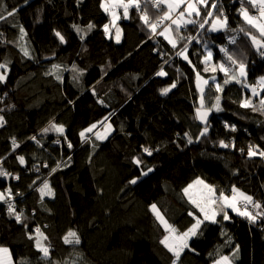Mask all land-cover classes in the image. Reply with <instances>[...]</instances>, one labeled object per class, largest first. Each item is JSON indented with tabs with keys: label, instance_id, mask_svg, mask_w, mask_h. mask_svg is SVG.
<instances>
[{
	"label": "trees",
	"instance_id": "1",
	"mask_svg": "<svg viewBox=\"0 0 264 264\" xmlns=\"http://www.w3.org/2000/svg\"><path fill=\"white\" fill-rule=\"evenodd\" d=\"M102 2L0 0V14L6 17L0 20V63L6 64L0 69L6 75L0 82V116L6 121L0 127V168L10 173L0 176V190L11 188L14 199L9 202L23 214V222L17 223L8 203H0V246L10 249L13 264H172L173 254L160 243L169 233L150 206L156 204L179 233L186 231L195 223L189 212L202 218L183 191L197 178L214 186L217 196L220 191L230 194L235 186L264 205V158L247 154L249 145L264 150V114L240 106L245 98L259 106L264 97V91L251 97L244 85H257L264 76V56L246 33L264 37L240 14L242 0H209L227 17V28L218 31L210 30L214 17L199 27L204 8L195 24L184 23L179 31L158 19L167 11L164 5L161 9L151 3L146 11L129 8L127 18L120 12L119 43L114 32L105 34L104 25L113 18L103 14ZM243 6L254 10L247 0ZM144 12L157 24L155 32L141 20ZM163 26L174 28L177 47L159 34ZM189 37L196 39L189 43ZM185 44L188 60L177 55ZM221 48L245 63L247 78L241 83L224 84L228 77L219 65L230 74L236 65ZM209 51L212 59L205 62ZM161 68L167 75H157ZM197 73L209 80L205 109L215 112L203 136L196 118L201 108ZM174 82L176 87L162 95ZM215 83L221 84V93ZM217 95L220 111L213 107ZM104 121L114 126L108 140L99 142L95 132L81 138L82 131ZM50 122L63 125L64 132H43ZM13 138L19 145L15 149ZM222 140L230 146L221 147ZM134 157L142 160L139 166ZM148 168L153 171L142 176ZM137 177V183H130ZM45 180L54 195L41 200L37 189ZM227 212L229 220L219 215L217 223L205 221L189 244L195 251L185 249L177 264H214L225 255L235 264H264V217L250 222ZM37 227L46 241L36 236ZM69 230L77 232L80 244L63 242ZM29 234L50 248V258H42Z\"/></svg>",
	"mask_w": 264,
	"mask_h": 264
},
{
	"label": "snow or ice",
	"instance_id": "2",
	"mask_svg": "<svg viewBox=\"0 0 264 264\" xmlns=\"http://www.w3.org/2000/svg\"><path fill=\"white\" fill-rule=\"evenodd\" d=\"M109 0H103V2L101 3V7L107 12L109 11V8L106 7V3H108ZM247 3L253 8L256 9L258 11V16L257 15H252L249 13L248 8L243 6V0L241 3V8H240V14L242 15V17L244 18V20L246 21V23L248 25H250L252 28H255L259 31V34L261 37H264V0H247ZM160 5H166L167 6V11H165L163 13V15L161 17H159L158 19L160 21H164V20H170L171 24L176 25V30L179 31L180 25L181 23H185V24H195L196 21L193 19H185V17H192L193 15H195L196 17H200L202 15L201 12V7H203L204 9H206V14L204 15V22L199 24L200 28H204V25L206 23L209 22V18H213L212 19V28L210 29L211 31H216L219 29H223V28H227L228 26V21H227V17L224 16L223 10L220 8V6L215 3L212 2L210 7H209V0H154V6L159 8ZM113 6H119L123 8V14L124 17L127 18L128 17V10L131 7H135L136 9H140L141 4H140V0H113ZM182 9V10H181ZM176 12L178 13L177 18L173 19L172 13ZM218 12V15H215V13ZM15 14V10L13 11H9L7 13L8 16H12ZM115 13L113 12V26L115 27ZM141 20L147 24L151 30L153 32L156 31L157 28V24L156 23H150L149 21V17L147 15L146 12L142 13L141 15ZM6 19V17L2 14H0V20H4ZM76 28L77 32L82 31L80 28H78L77 26H73ZM88 29L91 30L94 26L92 24H89ZM170 27V26H169ZM104 31L105 34H109V25L105 24L104 25ZM169 31V28H165L164 32L159 33L160 35H165L166 32ZM241 31H244V29L242 28ZM20 33H21V39H23V36L26 34L24 28L21 26L20 27ZM57 37H59V39L61 40V42H64V37L61 35L60 32H56L55 33ZM120 29L116 28V42L119 43L120 42ZM247 35L250 36L253 45L256 46L257 51H260L261 56H264V51H262V49H264V39H257V37L255 35H252L250 32L246 33ZM84 37L81 36V39H83ZM166 39L169 40V43L172 44L173 48L177 47V42L175 40H173L172 38L166 36ZM181 39H183V37H181ZM196 39L195 37H189L188 41L189 43L193 40ZM232 43H235V38L232 39L231 41ZM187 48L188 45L185 44L183 49L181 51L177 52L178 56L183 57V59L188 60V56H187ZM21 51H23L25 56L29 55V52L26 48H21ZM222 52H225V54L227 55L228 60H230L232 62V64L236 65V69L235 72L236 74H230L229 68L225 67V65L223 63H221L219 65V70L221 72H223L225 74L226 77H228V79L224 80V84H228L231 81H235L236 83H241V79L240 78H247V69H246V65L243 62H237L235 59H233V57L231 55L227 54V50L224 48H221ZM212 59V52L209 51L207 53V55L204 57V61H210ZM189 63H191L189 61ZM6 68V64L0 63V69H5ZM59 68V65H53V69H57ZM74 70H75V66H74ZM215 67L213 68V71H215ZM205 71H207V68L205 69ZM158 76H165L167 75V73L163 70V68H161V70L159 72H157ZM197 77V88L200 92V106L201 108L197 109V118L200 119L203 122H207V115L208 112L211 111V109H208V111H201V109L204 107V85H208L209 84V80L207 79H203L199 73L196 74ZM57 79H60L59 76H57ZM215 77H212L213 82H215ZM6 80V75L3 73H0V82H3ZM257 83L259 85H261V91H264V76H261L258 78ZM176 87V83L174 82L170 87L168 88H164L161 90V94L162 95H166L171 88ZM215 89L217 93H221L223 91V88L221 86V84L219 83H215ZM252 94L253 96H259L260 93H258L256 91L255 87H252ZM219 103H220V96L217 95L216 96V103L213 105V107L217 110L220 111V107H219ZM259 106H257L256 104H253L252 99L251 98H245L242 102H241V107L243 108H251L253 111H260L262 114H264V97L259 99ZM6 121L4 119L3 116H0V127H3L5 125ZM96 128V125L93 124L91 127L85 129L84 131H82L80 133L81 138H85V133H91L92 130ZM106 128L108 130H111V125H106ZM231 129L233 131H235V126H231ZM49 130H54L58 133H63L64 132V127L63 125H57L55 123L50 122V127L49 128H45L42 131L47 133ZM208 129L205 128L202 132H201V136L205 135L207 133ZM187 135V133L185 134ZM97 139L103 140L106 139V135H101L100 133H96ZM30 139L32 140H36V137L33 136ZM192 139L191 137H189L188 139V143H192ZM37 143H39V141H37ZM12 144H13V149H15L16 147H19V145L16 143L15 138H13L12 140ZM220 146L221 147H229V144H226L223 140L220 141ZM234 147V145H232ZM68 147L71 148L72 145L71 143L68 144ZM240 151H243V149H241ZM143 152L146 153L147 155L151 156L153 154V150L149 147H143ZM248 156L249 157H254V156H260L261 158H264V150H261L259 148L258 145H249L248 148ZM19 160V163L21 165H24L26 163L25 158L23 156H19L17 158ZM69 159H71L69 157ZM133 163H135L136 165H140L142 163V160L139 157H134L133 158ZM45 167H47V165H44ZM60 165L57 164V168ZM57 168H53L51 171L54 173ZM153 169L152 168H148L146 172H142L141 175L142 176H146L149 172H152ZM10 173L6 172L5 170H3L2 168H0V176H9ZM16 179H19V177H15ZM139 179V177L133 179L130 181V183L135 184L137 183V180ZM33 183H35V181H33ZM196 186H202L201 189H199V195L196 196L194 195L190 190H192L194 187ZM37 191H39L40 196H41V200H43V198L48 195V196H53L54 195V191L51 188L49 182L47 180H45L42 184L41 187H39L37 189ZM185 195H187L189 197L190 202L195 205V207L199 210V213L202 214V218H200V216L195 215L192 212H189L190 216H193L195 223H193L186 231L179 233L176 236H172V233H176L177 229L174 228L172 225H170L168 223V221L164 218V216L162 215V213L160 212V210L158 209L156 204H152L150 206L152 212L154 213V215L156 216L157 220L164 226L165 230L169 233V235H165L164 238L160 241L161 244H163L169 252H171L174 256L173 262L172 264H177V262L180 259V256L182 254V252L185 249H189L192 251H195V249H190L189 243L188 241L192 238L195 237L198 234V231L201 228V225H203L205 223V221L208 222H212V223H217V216L222 215L223 216V220H229L230 216L228 215L227 209H231L233 212H236L237 214L244 216L246 218L249 219L250 222H255V220L257 219V216H261L264 217V212H258L256 214H253L252 212L247 210V206L249 204L252 205L253 208L256 209H261L264 208V205H262L260 202L255 201L253 199L252 196H249L247 194H245L244 192H241L239 189H237L235 186L232 187L231 189V193L232 195H226L223 191H220L219 196H216V189L214 186L206 184L205 181L203 179L197 178L195 181H193V183L189 184L186 188L183 189ZM7 199L5 197V194L3 192H0V201H4L8 203V213L9 215H12L15 217V220L17 223H22V213H18L15 209V206L13 203L9 202L12 199H14L13 194H12V190L11 188L7 189ZM238 194V195H237ZM16 195H19V193H16ZM238 196L240 198L243 199L244 203V210L241 211L240 207L238 206ZM25 227H27V225H25ZM36 236L42 238L43 240H47L48 237L41 231V229L39 227L35 228L34 230ZM36 236H33L32 234H29V239H35V247L36 249L42 253V258H50V248L48 246H45L44 244H42L41 239L36 238ZM170 239L172 240V242L170 243ZM63 242L65 244H80V237L77 234L76 231L73 230H69L66 235L63 237ZM7 256V259H6ZM0 264H12L11 262V258H10V251L8 248L0 246ZM24 264H27V262L25 261ZM214 264H230L229 258L227 256H222L220 257L219 260H216L214 262Z\"/></svg>",
	"mask_w": 264,
	"mask_h": 264
},
{
	"label": "rangeland",
	"instance_id": "3",
	"mask_svg": "<svg viewBox=\"0 0 264 264\" xmlns=\"http://www.w3.org/2000/svg\"><path fill=\"white\" fill-rule=\"evenodd\" d=\"M150 4V6H151V3H149ZM148 4V5H149ZM209 5H210V3H209ZM165 7H167L166 5H164ZM106 7H108L109 8V11H105L102 7V11H103V14H108V15H110L111 16V18H113V12L115 13V27L113 26V20H112V22H111V25H109V34H107V36L109 37L110 36V34H112V32H114V40L116 41V28H119L120 29V34H119V37H120V42H121V36H122V30H121V28H120V26H119V21L122 19L121 18V13H119V12H115V9H116V6L114 7L113 6V0H109V2L108 3H106ZM146 7H147V5H146ZM146 7H145V9H144V11H146ZM164 7H162L161 6V9H163ZM202 9H203V7H201V12H202ZM182 10V9H181ZM249 12H251V14L252 15H257L258 16V11L257 10H253V11H249ZM200 17H196L195 15H193L192 17H185V19H193V20H198ZM182 24H184V23H181V25ZM212 24V23H211ZM180 25V26H181ZM165 26H163V29L161 30H159L160 32L159 33H161V32H164V29L165 28H169V31L168 32H166L165 33V35H163L164 37H166V36H168V37H170V38H172L173 40H175L176 41V38L174 37V33H173V30H174V28L172 27V26H168V27H165ZM211 27H212V25H211ZM224 29V28H223ZM223 29H219V30H223ZM216 31H218V30H216ZM169 41V40H168ZM117 43V42H116ZM172 45V44H171ZM233 75H235L236 74V72H235V70L233 71V73H232ZM197 79V78H196ZM241 79V81H243L245 78H240ZM244 85H245V87H247V89L248 90H250L251 91V97H261V94L263 93V91H261V85H259V84H257V85H252V84H250V83H248V82H245L244 81ZM206 86L207 85H204L203 87H204V96H205V93H206ZM252 87H255L256 88V91L258 92V93H260V95L259 96H253V94H252ZM198 89V88H197ZM199 95H201L200 94V92H199ZM199 100H200V98H199ZM200 103V102H199ZM205 103H206V100L204 99V107L203 108H205ZM215 104V103H214ZM213 104V105H214ZM201 107V106H200ZM215 109V108H214ZM106 125H111V130H108L107 128H106ZM113 131H114V126L112 125V123H110L109 121H104V122H102V123H100V124H96V128H94L93 130H92V132H95V137H97L96 136V133H100L101 135H106V139H103V140H100V139H98V141L99 142H104V141H106V140H108L109 138H110V136L112 135V133H113ZM193 183V182H192ZM206 183V182H205ZM207 184V183H206ZM202 188V186H196V187H194L192 190H190L194 195H196V196H198L199 195V189H201ZM238 189V188H237ZM241 191V190H240ZM0 192H3L2 190H0ZM242 192V191H241ZM4 194H5V197H6V199H7V196H8V193H6V192H3ZM245 193V192H244ZM246 194V193H245ZM226 195H229V196H231L232 195V193H228V194H226ZM238 195V194H237ZM216 196H217V194H216ZM186 197L187 198H189L187 195H186ZM218 197V196H217ZM1 202H4V201H0V203ZM240 202H244L243 201V199L242 198H240L239 196H238V206H239V203ZM240 207V206H239ZM159 209V208H158ZM241 209V208H240ZM230 212H232L233 214H237L236 212H233L231 209H228ZM242 211V210H241ZM160 212H161V210H160ZM254 212V213H253ZM252 213L253 214H256V213H258V212H261L260 210H258V209H256L255 208V211H253ZM162 213V212H161ZM163 215V214H162ZM237 215H239V214H237ZM164 216V215H163ZM165 218V217H164ZM157 219V218H156ZM258 219H260V216H257V219L256 220H258ZM217 220H218V218H217ZM212 223V222H211ZM202 226V225H201ZM164 227V226H163ZM179 234V231L177 230V232L176 233H172L171 235L172 236H176V235H178ZM169 235V234H168ZM193 238V237H192ZM192 238L188 241V243L190 244L191 243V241H192ZM170 243L172 242V240L170 239V241H169ZM9 251H10V249H9ZM183 253V252H182ZM236 254V253H235ZM225 256H227L228 258H229V261H230V264H235L234 263V260L230 257V256H228V255H225ZM181 257V256H180ZM220 257H222V256H220ZM220 257H218L216 260H219L220 259ZM215 260V261H216Z\"/></svg>",
	"mask_w": 264,
	"mask_h": 264
},
{
	"label": "built area",
	"instance_id": "4",
	"mask_svg": "<svg viewBox=\"0 0 264 264\" xmlns=\"http://www.w3.org/2000/svg\"><path fill=\"white\" fill-rule=\"evenodd\" d=\"M149 3H152V4L154 5V0H140L141 7H140L139 10L136 9L135 7H131V8H135L137 11H142V10L145 9L146 5H148ZM161 6H162V5H160V7H161ZM254 10H256V9H254ZM122 11H123V8H122V7H116V9H115V12H116V13H117V12L120 13V12H122ZM177 15H178V13H172L173 19L177 18ZM255 15H256V14H255ZM162 22H163V23L165 22L166 24L171 23L170 20H164V21H162ZM237 36H239V34H237L236 37H237ZM231 41H232L231 38H228V39H227V42H231ZM244 203H245V202H240V203H239V206H240V208H241L242 211L244 210ZM247 210L250 211V212H253V211H254V208L252 207L251 204H249V205L247 206Z\"/></svg>",
	"mask_w": 264,
	"mask_h": 264
},
{
	"label": "water",
	"instance_id": "5",
	"mask_svg": "<svg viewBox=\"0 0 264 264\" xmlns=\"http://www.w3.org/2000/svg\"><path fill=\"white\" fill-rule=\"evenodd\" d=\"M201 111H208V108L205 109V108H202ZM214 114L215 112L213 110L209 111L208 112V115H207V122H203L201 121L200 119L197 118V114H196V118H197V122H199V124L205 129V128H208V126L210 125L211 123V119L214 117Z\"/></svg>",
	"mask_w": 264,
	"mask_h": 264
},
{
	"label": "crops",
	"instance_id": "6",
	"mask_svg": "<svg viewBox=\"0 0 264 264\" xmlns=\"http://www.w3.org/2000/svg\"><path fill=\"white\" fill-rule=\"evenodd\" d=\"M167 8V7H166ZM174 13V12H173ZM176 13V12H175ZM109 37H111V34H110V36ZM10 258H11V262H12V264H13V259H12V257H11V252H10ZM6 259H7V256H6Z\"/></svg>",
	"mask_w": 264,
	"mask_h": 264
},
{
	"label": "clouds",
	"instance_id": "7",
	"mask_svg": "<svg viewBox=\"0 0 264 264\" xmlns=\"http://www.w3.org/2000/svg\"><path fill=\"white\" fill-rule=\"evenodd\" d=\"M116 7H119V6H116Z\"/></svg>",
	"mask_w": 264,
	"mask_h": 264
}]
</instances>
